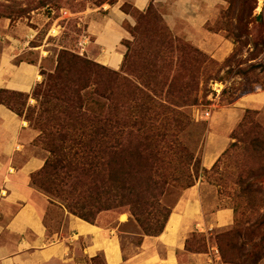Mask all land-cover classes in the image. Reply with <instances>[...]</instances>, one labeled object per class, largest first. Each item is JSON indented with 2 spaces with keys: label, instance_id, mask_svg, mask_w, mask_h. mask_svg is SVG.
<instances>
[{
  "label": "trees",
  "instance_id": "trees-1",
  "mask_svg": "<svg viewBox=\"0 0 264 264\" xmlns=\"http://www.w3.org/2000/svg\"><path fill=\"white\" fill-rule=\"evenodd\" d=\"M27 1L25 7L14 0L0 3V18L10 20V26L13 21L26 19L38 9L32 8L34 1ZM225 1L228 8L222 17L229 19L225 31L237 45L243 37L250 36L256 0L246 3L250 8L245 11L236 8L244 5V0ZM105 2L96 0L95 4ZM66 4L64 0H43L38 6L58 10ZM126 7L129 6L122 7L124 12ZM83 9L84 4L77 7L78 12ZM129 9L137 20L128 29L132 41H122L127 51L119 71L63 47L54 70L43 74L44 80L34 86L31 94L0 90V105L38 133L33 143L47 153L41 170L30 177L31 187L51 206L101 228L123 226L127 222L116 225L117 220L128 213L143 230L138 235L139 246L143 236L158 237L163 233L178 203L171 201V196L192 188L200 178L199 161L196 168H190L195 151L189 147V138L192 131L203 138L205 125L194 123L189 109L198 103L193 76L199 78L208 60L162 28L163 19L152 4L145 12ZM29 99L35 101L34 106L28 104ZM257 115L247 110L231 134L234 142L210 171L202 170L207 176L218 174L222 162L229 161L231 151L239 148L250 162L240 166L234 183L241 189L250 213L257 206L262 208L259 220L249 224L246 218L248 228L243 236L247 238H256L264 230V198L256 199L264 189H254L253 183L264 179V127L252 119ZM171 159H179V164H172ZM229 163H224L225 174ZM219 186L229 195L227 180ZM238 208H233L235 214ZM113 218L115 225H108L106 220ZM258 238L264 242V232ZM188 240L187 251L208 252V247L202 251L190 248ZM243 246L231 249L240 254ZM256 246L237 257L238 261L243 259L240 264L263 260L264 251L256 250ZM100 257L104 261L98 255L87 257V263L97 264ZM220 257L224 261L223 250Z\"/></svg>",
  "mask_w": 264,
  "mask_h": 264
},
{
  "label": "crops",
  "instance_id": "crops-1",
  "mask_svg": "<svg viewBox=\"0 0 264 264\" xmlns=\"http://www.w3.org/2000/svg\"><path fill=\"white\" fill-rule=\"evenodd\" d=\"M151 4L161 11L174 36L217 61L231 54V43L206 28L217 16L220 0H117L105 6L104 15L87 23L88 39L84 43L88 45L84 49L89 59L119 70L121 42L129 37L125 25L135 26L133 17L122 7L145 12ZM26 34L21 24L10 28L9 22L0 21V90L30 94L39 82L37 64L16 62L31 51ZM245 110L264 112V90L244 96L229 113L235 114L238 122ZM36 137L26 122L0 105V264H73L77 252L88 258L101 255L105 264H202L205 254L186 250L189 237L233 223L230 209L207 218L191 193L176 204L163 233L143 236L137 251L128 258L117 228L94 226L63 212L61 227L50 233L39 206L51 205L30 184L31 175L41 170L45 160L28 149ZM126 220L120 218L121 223Z\"/></svg>",
  "mask_w": 264,
  "mask_h": 264
},
{
  "label": "rangeland",
  "instance_id": "rangeland-1",
  "mask_svg": "<svg viewBox=\"0 0 264 264\" xmlns=\"http://www.w3.org/2000/svg\"><path fill=\"white\" fill-rule=\"evenodd\" d=\"M14 1L19 2L24 7L27 6L28 2L27 0ZM32 1H34L32 8L38 9L33 10L29 16L22 21H13L10 28H14L18 24H21L25 28L27 32V38L25 39L29 43L28 47L31 51H28L25 55L17 59L16 62L22 60L37 64L39 67V76H37L39 82L37 84H40L44 80L43 74H49L54 70L57 54L63 47L89 59L84 49L88 45V42H86V44L84 43L85 38L88 39L86 30L87 23L96 16L104 15L105 6L108 5L107 2L113 3L114 0H106V2L100 6L95 4L96 0H64L67 4L58 10H49L47 7L41 8L38 6L43 0ZM220 1L221 4L217 16L206 25V28L209 32L220 34L223 39L231 43L232 52L223 61L215 60L189 42L174 36L163 20L160 25L162 28H167V31L173 38L197 49L208 60L207 64H204L202 67L203 71L199 78L197 77L196 79V76H193V80H195L196 84L195 90H198V103L196 106L189 109L190 116L194 123L205 125V135L203 138L200 139L198 132L192 130L189 138V147L195 151V156L190 163V168H196V162L199 161L200 168L198 173L200 178L192 188L180 191L179 194L171 196V201L175 200L179 202L187 195L189 196L193 193L194 197L200 202L203 213L207 218L217 211L230 209L233 212L235 206L240 207L238 208L237 214L233 212V223L230 227L214 229L208 234L195 233L194 236H190L188 240L189 247L199 251L204 250L205 247H208V249L209 247H217L219 250V245L220 247L222 245L225 257L224 261L223 259L221 260L220 257V262H218V264H240L243 259L241 258L240 261H238L237 257L246 255L248 251H251L253 248L252 245L259 246L260 244V247L256 246V250L263 249L264 251V242L260 243V239L258 238L262 236L264 230L262 232L259 231V236L256 238L249 237L251 238L249 239L243 236L245 230L248 228L246 218H249V224L259 220L258 215L261 214L262 208L257 206L255 212L252 211L253 213H250V211L247 210V206L245 207V198L241 197V189H237L234 185V183H237V176L242 169L240 166L249 161L242 156V151L239 148L231 151L229 161L225 160L222 162L218 174L213 173L207 176L202 173V170L210 171L217 160L220 159L222 154L229 148L230 144L234 142L231 140V134L240 124L247 111L245 110L244 113H241V118L236 122V120H238L237 116H235V114L230 115L229 110L244 96L264 90V0H256L251 24L249 25L250 36L243 37L241 42L237 45L234 44L229 38V34L225 31L227 30L225 23L229 22V19L225 18V16L222 17V14L224 10L228 8V4L225 0ZM0 3L7 4V0H0ZM82 3L84 4V9L82 12H78L77 7L82 6ZM246 3H250V0H244V5H238L236 8L240 9V11L248 10L250 4L248 5ZM125 11H127L136 22L135 13L132 12L129 7H126ZM155 12L162 17L159 9L155 8ZM0 21L1 23L7 21L10 25V20L0 18ZM125 29L129 37L127 40L123 41H132V37L129 33L130 26L125 25ZM230 30L232 31L231 26ZM121 51L124 58L127 49L122 42ZM209 77H212V80H208ZM28 104L34 106L35 101L29 99ZM206 114H209L208 118H206ZM252 119L259 122L264 127L263 111L258 112L257 116H252ZM27 127L30 128L28 123ZM34 132L36 133V131ZM36 135H38V133H36ZM200 140L202 141L201 143H199ZM238 146L241 147L240 144ZM28 149L32 154L41 156L44 159L47 156L44 149L34 143L31 144ZM199 149L201 150L198 154ZM171 160L174 165H178L180 161L179 159ZM227 162H230V168L227 174H225L223 166L224 163ZM226 180L228 182L229 195L226 194L223 186H219L224 184ZM253 183L254 189H264V179L255 180ZM238 192H240V195H238ZM178 197L179 199H177ZM263 198L264 193L262 192L257 195L256 199L260 200ZM39 210L41 213H44L45 224L47 228H49V232L52 233L53 230H59L64 213L46 204H44L43 207L39 206ZM120 218L127 219V223H121ZM115 220L116 219L113 218L111 220H106V222L108 225H115ZM121 224H123V226L116 228L119 229V234L121 232L120 237L124 233L120 243H122L125 258H128L137 251L136 247L140 241L138 235H142L143 230L138 228V224L128 213L118 218L116 225ZM239 232L240 235H238ZM228 244H230V246L232 245L231 247L234 248H239L242 245L245 246H243V251H240L241 253L238 254L237 251L232 250L230 246L226 247ZM221 251L219 250L220 255ZM87 259V257L77 252L73 264H88ZM205 259L206 258H204V261ZM97 264L105 263L100 257ZM255 264H264V258L262 261H257Z\"/></svg>",
  "mask_w": 264,
  "mask_h": 264
},
{
  "label": "built area",
  "instance_id": "built-area-1",
  "mask_svg": "<svg viewBox=\"0 0 264 264\" xmlns=\"http://www.w3.org/2000/svg\"><path fill=\"white\" fill-rule=\"evenodd\" d=\"M209 114H206V118ZM205 261L203 264H218L220 262V254L217 247H209L208 252L205 254Z\"/></svg>",
  "mask_w": 264,
  "mask_h": 264
},
{
  "label": "bare ground",
  "instance_id": "bare-ground-1",
  "mask_svg": "<svg viewBox=\"0 0 264 264\" xmlns=\"http://www.w3.org/2000/svg\"><path fill=\"white\" fill-rule=\"evenodd\" d=\"M38 80H39V78H38Z\"/></svg>",
  "mask_w": 264,
  "mask_h": 264
}]
</instances>
